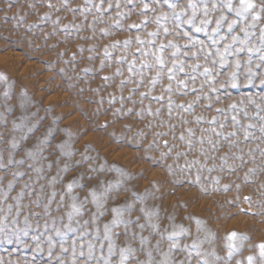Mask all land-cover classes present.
I'll list each match as a JSON object with an SVG mask.
<instances>
[{
  "label": "rangeland",
  "instance_id": "374dc122",
  "mask_svg": "<svg viewBox=\"0 0 264 264\" xmlns=\"http://www.w3.org/2000/svg\"><path fill=\"white\" fill-rule=\"evenodd\" d=\"M251 2L242 22L226 7L210 13L211 26L221 11L238 21L231 34L224 23L221 50L252 24L247 46L260 47L264 0ZM171 12L163 0H0V216L9 222L0 264H119L126 247L134 251L125 264H264V52L245 48L221 66L204 32L177 29L171 17L157 23ZM184 32L213 55L205 61L199 43L186 48L176 34ZM168 41L185 65L171 80L175 49L163 50L162 70L152 55ZM205 65L218 70L214 82L199 74ZM114 208L126 223L111 226L109 254L104 225ZM26 215L32 229L17 242L10 221L23 227ZM69 223L76 231L62 251L55 228Z\"/></svg>",
  "mask_w": 264,
  "mask_h": 264
},
{
  "label": "snow or ice",
  "instance_id": "6c2138e0",
  "mask_svg": "<svg viewBox=\"0 0 264 264\" xmlns=\"http://www.w3.org/2000/svg\"><path fill=\"white\" fill-rule=\"evenodd\" d=\"M133 2H134V0H127L128 4H132ZM163 2L165 4H167L170 9H172V12L171 13H161L160 16L157 17V23H159L160 20L168 21L169 17H171L172 20L179 22L175 25V27L177 29L180 27L181 24H186V25L194 26L195 32H204L207 35V38L210 41L211 46L215 48V55L217 57H219V62L221 64V66H223L224 64L227 63V61H226L227 56L239 54L241 51H244L245 48H247V51L249 53L264 52V27H262L260 30V47L259 48L247 46L248 38L250 35H252V33L249 32V27H255V24H252V25L241 27L240 31L244 34V39H241L237 35H231V41L229 43H225L223 45V49L221 50V48L218 47V45H220L222 41H225L226 39H228V37L226 35L221 34L224 23L225 22L227 23L228 33L231 34L234 26L238 23V21L237 20L226 21V18L224 16L223 12L221 11V14L218 17L214 18L215 26H211L213 23V17L210 15V13H215L218 10H221L222 8H225V7L229 11H235L236 16L241 18V22H242L243 17L249 12V10H252L256 7V5L251 2V0H239V7L235 8V9L232 6V0H187L186 6H179V8H178V0H163ZM147 8H148V5L145 3L144 9H147ZM187 10L191 11V15H188L187 19H184L183 17L185 15H187ZM262 10H264V6H262ZM198 13H202V17L199 19V21L197 20ZM259 18L260 17H259L258 13H253V15H252L253 21L258 20ZM131 27L135 28V27H139V25L133 24V25H131ZM164 32H165V34H168L169 29L167 27H165ZM176 34L177 35H183V36L188 38L187 43L185 44L186 48L188 46L194 47L197 43H199L201 47L198 51L204 53L205 61H207L209 56L213 55V53L211 51L206 50V46L204 45L203 41L192 40V38L188 32H184L182 34L181 33H176ZM149 35L155 36L156 33H154V32L149 33ZM137 40L140 44L145 43L144 41H140L139 37H137ZM127 43H128V41H125V44H127ZM149 43H152V42H149ZM236 44H239L240 47L236 48L235 47ZM169 47L175 49V51H173L171 53V57H173L172 66L167 67V75H168V78L171 80L174 78V74H175V71L177 69L180 72H184V70H185L184 61L175 59L177 57V54L180 51V48L178 47V45L174 44L172 41H168L167 44H161L160 46H158L156 49V52L152 53V55L155 57L156 65L159 66V69L162 70L166 67V61H165L164 56L162 55V52H163V50H165L166 48H169ZM233 49H234V51H233ZM136 51L142 53L143 55H148V53L144 52L142 48H138ZM106 55H107V53H106ZM185 55H187V53H185ZM196 55H197L196 52L191 53L192 57H195ZM259 59L261 61H264V54L259 55ZM212 63L215 64L216 61L213 60ZM150 66L151 65H148L146 63L144 64V67H150ZM235 66L237 68L240 66L239 60L236 61ZM200 67H201V65L199 63L189 65V68L191 69V72H193V73L198 72ZM129 71L130 72L132 71L131 65L129 66ZM214 72H216V75L219 74L218 70L215 69L214 67H209V66L205 65L203 67L202 72H200L199 74L207 77L209 81L214 82V80L216 78V76L213 75ZM185 74L188 75V73H185ZM251 74H252L251 70H249L248 76L251 77ZM157 75H160L159 71L157 72ZM236 75L237 74L235 72L232 73L231 78L233 80H235ZM191 78L195 79V76H192ZM105 79H107V78L105 77ZM153 82H155V80H153ZM180 83H183V81H181ZM261 83H264V80H262ZM221 87H223V85H221ZM213 91H215V89H213ZM233 120H235V117H233ZM12 147L13 148L15 147V143L12 144ZM13 162L14 161L12 160L11 156H9L8 164H12ZM15 163H22V161H15ZM5 167L6 166L4 164H0V169L5 168ZM22 175H23V173H20V172L13 173L14 177L15 176H22ZM8 187L9 188L12 187L11 181L9 182ZM25 187H27V185H25ZM72 187H73V183L69 182L67 185L68 190L71 191ZM21 195H22V193H21ZM53 195H55V193H53ZM92 196H93V202L98 204V198L96 196V193L93 192ZM13 199L19 201V197H14ZM98 206H99V204H98ZM72 208H73V211L75 213L79 214L80 209L75 204L72 205ZM11 210H12V205H8V211L11 212ZM0 211H2V209H0ZM112 211L114 213H116L117 215L114 216L113 220L111 221V225L110 224L104 225V239L108 241V245H109L108 246V252H109V254L112 253L113 247H114V242L112 240L111 231H110L111 226H116L119 223H126L125 221H122L120 219V217H119L120 210L119 209L114 208ZM19 215H20V205L18 202L17 207H16V217H19ZM32 215H39V214L38 213H32ZM72 215H73V213L68 214L69 221L72 220ZM16 217H13V219L10 221L11 225L13 226V228L11 229V232L13 235L16 236L17 242H21V239H20L21 236H27L28 235L29 231L32 229V224L29 221L28 216L26 215L23 219V222H22L23 227H15L19 223V221L17 220ZM93 220H95V216L93 217ZM85 223H87V222H85ZM8 225H9V222L7 221L6 216H0V234L5 233V230L8 228ZM37 227H39V224H37ZM44 227L45 228L48 227L47 221H45ZM139 227L143 228L144 225H140ZM74 231H76V230L72 228L71 223L64 224L62 226V228H55L56 236H59L62 238V240H61L62 251H66V249L63 247V237H65L67 232H74ZM83 235H85V233L80 234L81 237ZM174 235H176V234L175 233L170 234L169 238H171ZM232 235H236V234L233 233ZM33 239H38V238L33 237ZM48 240H49V245L51 247V244H52L51 237H49ZM140 240H141V243L143 244L145 241V238L141 237ZM261 247L264 248V245H262ZM72 248H73V253H75V248H76L75 239L72 242ZM88 248H89L88 257H89V259H91L92 248H93L92 243H89ZM133 251H134V249H132L131 247L122 248L120 250L119 264H125V262L127 261L128 257H129V254H131ZM83 255H84V253L81 252V256H83ZM149 255H150V253H149ZM249 259H251V258H249ZM105 264H108V262L105 261ZM141 264H143V262H141Z\"/></svg>",
  "mask_w": 264,
  "mask_h": 264
}]
</instances>
